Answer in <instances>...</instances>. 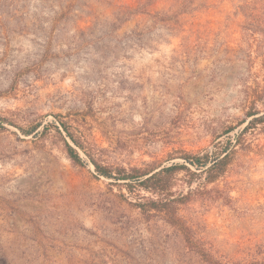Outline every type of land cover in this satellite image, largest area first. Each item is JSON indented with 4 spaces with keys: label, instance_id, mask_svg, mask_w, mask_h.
Listing matches in <instances>:
<instances>
[{
    "label": "rangeland",
    "instance_id": "obj_1",
    "mask_svg": "<svg viewBox=\"0 0 264 264\" xmlns=\"http://www.w3.org/2000/svg\"><path fill=\"white\" fill-rule=\"evenodd\" d=\"M261 114L264 0H0V264H264ZM225 144L176 219L94 166Z\"/></svg>",
    "mask_w": 264,
    "mask_h": 264
},
{
    "label": "trees",
    "instance_id": "obj_2",
    "mask_svg": "<svg viewBox=\"0 0 264 264\" xmlns=\"http://www.w3.org/2000/svg\"><path fill=\"white\" fill-rule=\"evenodd\" d=\"M182 9L185 10L186 7ZM254 114L255 113L248 112L247 115L250 116ZM251 121L263 122L264 114L253 117ZM227 147L228 146L225 144L218 150L206 152L202 155L185 153L182 156L184 160L183 163H172L149 171H141L137 168H133L127 172L120 169L116 174H113L106 166L99 165L96 162H94V166L96 171L101 175L123 180L125 181L123 183L129 187H138L149 191L151 194H155L144 202L139 201L135 203L141 210L163 212L169 219H176L179 205L190 200L191 195L183 194L171 198L170 187L174 175L181 169H186L188 171L189 167L185 165V163H188L189 165L195 166V171L190 170L192 174L196 175L203 173L205 174L206 182H214L224 173L229 162L230 152H227ZM66 152L74 163H83L79 152L68 143H66Z\"/></svg>",
    "mask_w": 264,
    "mask_h": 264
}]
</instances>
